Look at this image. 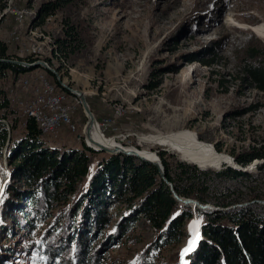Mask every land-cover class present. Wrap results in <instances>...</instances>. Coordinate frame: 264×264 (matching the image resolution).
Returning <instances> with one entry per match:
<instances>
[{"label":"rangeland","instance_id":"obj_1","mask_svg":"<svg viewBox=\"0 0 264 264\" xmlns=\"http://www.w3.org/2000/svg\"><path fill=\"white\" fill-rule=\"evenodd\" d=\"M49 1L0 0V38L8 46L7 58L27 62L46 60L56 67L65 83L83 91L87 100L94 103L93 109L90 107L96 118L98 115L97 121L106 136H116L123 145L165 150L182 160V155L168 146L145 142L140 137L189 129L214 145L215 151L232 157L264 144V93L242 80L246 75L245 63L255 62L248 57L249 48L264 47V37L227 22L231 15L239 23H264V0H70L42 25L33 26L31 17ZM15 9H19L17 19ZM67 19L87 22L90 35L66 58L57 57L55 39L64 36ZM17 20L23 23L19 25ZM197 52L205 58L216 52L217 61L213 66L198 61L189 64L186 56ZM48 71L37 66L16 76L10 71L0 74V95L8 94L17 105L15 100H27L33 95L32 85L29 90L23 87L24 79L34 83L44 76L56 86L53 81L57 80L56 75L50 71V76ZM67 103L74 106L71 114L74 128L61 124L46 134L45 141L59 150H80L83 141L88 145L85 133L88 121L80 99L68 94ZM250 106H254L253 110L244 112ZM107 130L113 132L106 134ZM20 136V131H16L15 137ZM104 151L94 156L93 162L112 153ZM255 161L259 162L257 168L254 161L245 166L250 176L226 179L214 176L211 183L243 197L252 188L264 193V158ZM228 166L234 165L208 168L219 171ZM10 175L4 150L0 158V201L11 181ZM253 200L241 203H256L264 213V205ZM124 206L116 202L108 209L113 220L102 231V237L108 238L101 250L106 256L104 264H178L177 254L179 264H189L191 251L185 254L184 249L195 237L194 222H199L200 234V216L195 214L184 226L186 236L179 243L154 248L153 230L144 221L119 233L116 221ZM61 207L58 204L55 213ZM4 220L13 225L14 233L0 237V255H4L1 247L6 245H28L26 231L12 219L0 216V224ZM50 222L51 219L35 221L29 239L34 238L37 246L31 251L22 250L21 257L14 261L16 264H50L43 251L52 240L48 236L42 239ZM50 259L58 262L60 257Z\"/></svg>","mask_w":264,"mask_h":264},{"label":"trees","instance_id":"obj_2","mask_svg":"<svg viewBox=\"0 0 264 264\" xmlns=\"http://www.w3.org/2000/svg\"><path fill=\"white\" fill-rule=\"evenodd\" d=\"M69 2L51 0L43 3L37 14L31 17L32 25H42ZM64 27V36L55 39V51L57 57L64 55L66 58L68 52H75L82 46L90 30L83 20L74 22L67 19ZM248 51V57L255 62L245 63L246 75L242 80L264 93V47L252 46ZM7 56L8 46L0 38V58ZM217 58L216 52H212L210 58L198 52L186 56L189 64L198 61L205 66H213ZM32 69L34 67L0 61V74L3 75L10 71L16 76ZM48 73L52 75L50 71ZM53 81L60 90L73 95L56 79ZM94 98L99 99L98 96ZM88 101L93 109L94 103L90 99ZM253 107L246 108L244 112L252 111ZM16 131H20L19 138L15 137ZM112 132L107 130L105 133ZM45 136L34 117L21 112L8 94L0 95V158L5 150L11 169V181L7 183L0 201V216L12 219L16 226L25 230V242L28 244L26 247H1L4 255H0V264H16L14 261L21 257L22 250L31 251L37 246L34 238L29 239L37 219H51L42 235V239L48 236L52 240L46 243L43 251L49 257L47 263H106L101 250L107 245L108 238L102 237V231L112 223L113 216L108 209L116 202L125 205L116 221L119 233H125L136 222L144 221L153 230L154 248L179 243L186 236L184 226L195 214L200 216L199 239L188 255L189 264H264V213L256 203L231 207L264 198V193L252 188L243 197L229 188L211 183L214 176L237 178L250 176L249 172L231 166L219 171L201 168L165 150L158 151L166 176L180 196L220 207L203 209L177 200L153 163L124 153L104 154L105 157L95 163L93 157L104 152L93 149L84 141L80 150H59L48 145ZM234 157L245 167L255 159L264 158V144L252 146ZM58 204L62 207L55 213ZM5 223L0 224V237L14 233L13 225ZM112 239L113 234L109 242ZM56 257H60L58 262H50V258ZM175 259L181 263L178 254Z\"/></svg>","mask_w":264,"mask_h":264},{"label":"bare ground","instance_id":"obj_3","mask_svg":"<svg viewBox=\"0 0 264 264\" xmlns=\"http://www.w3.org/2000/svg\"><path fill=\"white\" fill-rule=\"evenodd\" d=\"M227 22L232 26H237L245 30H251L255 34L264 37V23L256 25L250 23H239L237 22V19L231 15L227 17ZM60 91L66 93L63 90ZM96 121L87 122L85 126L87 142L91 147H101L103 150H108L112 153L118 150L139 151L142 156L150 161L158 160L157 153L154 150L140 148L135 145H123V143L120 142L116 136H106L102 130L101 124ZM140 139L145 142H156L161 145H166L170 148V150L178 152L182 155L184 160L198 164L201 167L220 168L223 164L235 166L236 163L233 161L232 156L215 151L214 146L211 143L204 141L194 131L189 129H179L178 131L165 134L144 135L140 137Z\"/></svg>","mask_w":264,"mask_h":264},{"label":"built area","instance_id":"obj_4","mask_svg":"<svg viewBox=\"0 0 264 264\" xmlns=\"http://www.w3.org/2000/svg\"><path fill=\"white\" fill-rule=\"evenodd\" d=\"M17 19V12L14 10ZM19 25L23 20H17ZM22 85L29 90L32 85L33 95L27 100H15L19 108L29 116H32L40 124L43 132L48 134L61 124L74 128L71 114L75 111L74 106L67 103V93L58 90L47 77L40 76L38 82L24 79Z\"/></svg>","mask_w":264,"mask_h":264},{"label":"water","instance_id":"obj_5","mask_svg":"<svg viewBox=\"0 0 264 264\" xmlns=\"http://www.w3.org/2000/svg\"><path fill=\"white\" fill-rule=\"evenodd\" d=\"M0 61H3V62H11V63H16V64H20L22 66H25V67H37V66H42L48 70H50L51 72H53L56 77H57V80L58 82L64 87L66 88L67 90H69L72 94H74L78 99H80V101L82 102V105L84 107V111H85V115H86V118H87V121L88 122H92V121H96L97 118L95 117V114L93 113L91 107H90V104L87 100V97L85 95V93L77 88H74L70 85H68L67 83H65L62 79H61V76L60 74L58 73V70L56 67H52L48 61L46 60H36V61H32V62H27V61H24V60H17V59H8V58H0ZM97 122V121H96ZM90 146V145H89ZM214 146V145H213ZM91 147V146H90ZM93 149L95 150H99V151H102V152H105L101 147L99 148H95V147H92ZM157 153V158L158 160L157 161H150L148 160L147 158H145L144 156H142L140 154L139 151H131V150H118L114 153H111V154H118V153H124V154H127V155H131V156H135L139 159H142V160H145V161H148L150 163H153L157 166L158 170H159V173H160V176L161 178H163V180L169 184L174 196L177 198V200H179L180 202L184 203V204H193V205H197L199 206L200 208H203V209H206V208H209V209H219L220 207H214L208 203H201L199 200L195 199V198H191V197H185V196H180L174 186H173V183L167 178L166 176V173H165V168H164V165L161 161V158L158 154L157 151H155ZM234 162L235 163V166H232V167H235L237 169H241V170H244V171H247L244 167L242 166L241 164H239L235 157H232ZM255 163V166L258 165V162H256L254 160ZM199 166V165H198ZM201 167V166H200ZM203 168V167H201ZM205 168V167H204ZM252 202H258L260 204H263L264 205V199H256V200H253ZM249 204V202H245V203H239V204H235V205H240V206H243V205H247ZM233 205V206H235Z\"/></svg>","mask_w":264,"mask_h":264},{"label":"snow or ice","instance_id":"obj_6","mask_svg":"<svg viewBox=\"0 0 264 264\" xmlns=\"http://www.w3.org/2000/svg\"><path fill=\"white\" fill-rule=\"evenodd\" d=\"M198 224H199L198 221H197V222H194V224H193V230H194V232H195V237H194L193 240H191V241L189 242V246H188L186 249H184L185 254H186L187 252H189V251H192V250L194 249V247H195V245H196V242H197V240L199 239ZM185 264H186V262H185Z\"/></svg>","mask_w":264,"mask_h":264}]
</instances>
